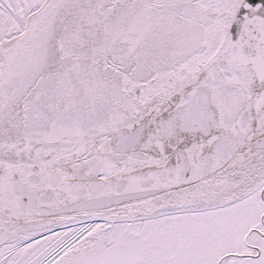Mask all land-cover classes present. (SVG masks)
<instances>
[{
    "label": "snow or ice",
    "instance_id": "1",
    "mask_svg": "<svg viewBox=\"0 0 264 264\" xmlns=\"http://www.w3.org/2000/svg\"><path fill=\"white\" fill-rule=\"evenodd\" d=\"M0 264H264V0H0Z\"/></svg>",
    "mask_w": 264,
    "mask_h": 264
}]
</instances>
